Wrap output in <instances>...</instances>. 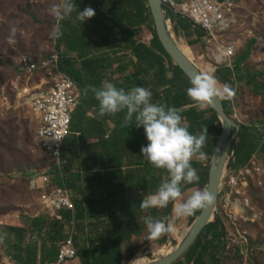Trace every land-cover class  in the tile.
<instances>
[{"label": "crops", "instance_id": "obj_1", "mask_svg": "<svg viewBox=\"0 0 264 264\" xmlns=\"http://www.w3.org/2000/svg\"><path fill=\"white\" fill-rule=\"evenodd\" d=\"M74 2L75 11L59 21L61 34L56 38V46L65 60L66 75L78 87L80 105L64 145L63 158L68 165L63 177L60 171L50 174L55 187L71 191L75 210H63L60 213L63 220L58 221L43 207L36 215H23L1 225L0 254L9 264L57 263L60 246L71 238L76 243L78 257L67 264H128L138 257H162L161 252L174 244L179 245L189 231L193 214L176 218L173 206L170 214H166L167 207L140 209L141 194L154 192L162 179L167 178V173L141 156V146L147 144L143 127L124 126L123 113L99 117L98 102L91 92L84 94L87 86L99 87L105 81L125 90L142 86L151 91L153 102L177 108L191 133L199 134L207 129L201 149L203 157L197 153L191 160L199 179L182 185V198L207 188L201 183L209 171L212 157L209 152L213 149L214 153L222 132L221 121L216 120L214 110L210 106L199 109L186 94L190 84L184 75L157 47L154 48L151 22L143 21L149 15L145 0ZM86 7L93 8L95 15L81 25L76 13ZM238 26L237 20L232 34ZM192 29L202 31L194 26ZM180 33L185 36L184 31ZM188 39L199 40L196 45L202 42L197 33ZM232 41L236 47L232 67H223L233 69L239 63L240 70L236 74L244 80L239 81L234 75L232 86L216 81L222 85V90L227 86L230 98L221 99L230 100L233 106L231 98L238 96L239 86L248 85L255 76L244 67L254 41L246 40L240 50H237L238 41L234 38ZM199 67L210 75L207 67ZM256 96L263 98V95ZM262 155L259 150L250 161L258 163ZM145 216L165 223L172 220L175 231L150 239L143 224ZM214 222L215 218L210 224ZM217 229L224 230L220 244L213 243L212 231H206L199 239V246L192 248L193 245L174 264H219L227 247V236L222 221ZM203 247L209 249L204 251Z\"/></svg>", "mask_w": 264, "mask_h": 264}, {"label": "rangeland", "instance_id": "obj_2", "mask_svg": "<svg viewBox=\"0 0 264 264\" xmlns=\"http://www.w3.org/2000/svg\"><path fill=\"white\" fill-rule=\"evenodd\" d=\"M235 2L239 26L236 33H230V39L238 41L237 50L243 48L246 40L254 41L244 67L264 84V0ZM61 4L62 0H0V226L23 215L39 213L44 193L32 188V180L39 174L58 171L39 144V115L24 101V92L40 90L43 84V89H47L50 86L47 82L53 80L44 71L27 74L19 63L24 57L44 61L58 55L62 60L57 37L52 35L60 27ZM173 34L177 42L191 48L194 61L203 69L207 61L216 66L205 56L204 43L191 46L188 44L191 39L183 33L174 30ZM45 79L49 81L44 83ZM218 86L222 90V85ZM222 97L230 98L229 89ZM231 99L235 120L254 125L264 135V99L254 95L252 86L245 84L239 86L238 96ZM257 162L263 171L247 179L241 196L230 194L228 168L225 170L215 213L223 222L227 236V247L219 264H264V156ZM228 164L229 160L227 167ZM246 200L248 208H242L241 203ZM192 224H188V230ZM144 258L150 263L161 256ZM0 264H9L2 254Z\"/></svg>", "mask_w": 264, "mask_h": 264}, {"label": "clouds", "instance_id": "obj_3", "mask_svg": "<svg viewBox=\"0 0 264 264\" xmlns=\"http://www.w3.org/2000/svg\"><path fill=\"white\" fill-rule=\"evenodd\" d=\"M74 11V0H62L58 8L60 16L68 18ZM94 15L95 10L86 7L78 10L76 20L82 25ZM60 34V28L57 26L52 35L59 37ZM189 84L186 94L200 110L208 107L214 98L228 93L227 86L221 90L216 79L205 73L191 76ZM89 92L98 102L99 117L123 113L124 126L143 127L147 144L141 146V156L153 167L163 169L167 173V178L162 179L154 192L141 194L143 198L139 206L142 211L164 208L171 202L175 217L180 218L190 216L196 210L213 203L214 196L207 189L195 190L187 198H182V185L191 184L199 179L191 160L197 153L203 157L201 149L207 129H203L199 134L191 133L183 123L177 108L153 102L151 91L142 86H133L125 90L105 81L99 87L87 86L84 94L87 95ZM143 224L150 239L175 231L172 220L165 223L164 220L145 216Z\"/></svg>", "mask_w": 264, "mask_h": 264}, {"label": "built area", "instance_id": "obj_4", "mask_svg": "<svg viewBox=\"0 0 264 264\" xmlns=\"http://www.w3.org/2000/svg\"><path fill=\"white\" fill-rule=\"evenodd\" d=\"M167 14L168 27L174 31L178 17L188 19L194 27L204 32L202 43L206 46V57L216 66L232 67L236 47L230 33L237 21V3L234 0H160ZM20 69L30 75L44 71L52 83L49 88L26 93L24 101L31 106L40 118L38 141L45 155L50 158L63 177L68 161L63 158L64 145L71 134L73 117L80 105V94L74 81L60 71V57L54 55L44 61L24 57L19 63ZM233 154L229 157V162ZM261 166L250 161L240 169H227V185L231 195L241 196V190L247 186V179L262 173ZM32 188L42 191L43 207L62 221L63 210H75L71 191L64 187H55L50 172L42 173L32 180ZM227 200V199H226ZM225 200V202H226ZM248 200L241 203L248 208ZM218 216V215H217ZM78 251L73 238L60 246L57 263L67 264L76 260Z\"/></svg>", "mask_w": 264, "mask_h": 264}, {"label": "water", "instance_id": "obj_5", "mask_svg": "<svg viewBox=\"0 0 264 264\" xmlns=\"http://www.w3.org/2000/svg\"><path fill=\"white\" fill-rule=\"evenodd\" d=\"M148 2L156 26V35L172 61L183 71V73L189 79L193 75L204 73L194 60H190L184 54L177 42L174 40L173 31L168 27L167 14L163 11L161 1L148 0ZM209 106L214 110V112H216L222 124L221 136L211 157L208 171L207 190L214 196L213 203L201 209L200 214L193 222L186 236L169 255L162 256L161 258L156 259L149 264L176 263L195 244L203 230L215 218L218 198L221 193V187L224 178L223 175L227 168L230 150L239 132L240 125L231 115L226 112L221 97L214 98Z\"/></svg>", "mask_w": 264, "mask_h": 264}, {"label": "trees", "instance_id": "obj_6", "mask_svg": "<svg viewBox=\"0 0 264 264\" xmlns=\"http://www.w3.org/2000/svg\"><path fill=\"white\" fill-rule=\"evenodd\" d=\"M234 1H240V0H234ZM145 8L148 11V14L145 18H143V21L145 22H151L152 25V33H153V46L154 48L157 47V49L168 58L169 62L172 63L176 69L181 72L185 79L187 80V82L189 83V78L183 73V71L172 61V59L169 57V55L166 53V51L164 50L163 46L161 45L157 35H156V26H155V22H154V18L152 16V12H151V8L149 5L148 0H145ZM192 23L184 18V17H178L177 19V25L175 27L176 32H180L181 30L184 31V34L187 38L191 37V35H193L194 33L198 34V39H201L204 35V32L200 31V30H193L192 29ZM199 40H195V41H189L188 44L191 46H195L197 44ZM251 46V45H250ZM69 66V64H68ZM239 63L235 64V67L233 69L227 68V67H223V66H214L212 65V63H210L209 61H207V69L210 73V75H212L215 79H217L219 82L225 84V85H233V78L234 75L235 77H237V79L239 81L244 80V78L242 76H240L239 74H236L238 70H240L239 68ZM66 65H65V60L62 59L60 61V71L64 74H68V72L66 71ZM249 86L253 87V93L255 95H263V99H264V94H261L259 90L264 91V84L260 83L259 81H257L256 77H253L252 80H249L248 82ZM223 104L224 107L226 109V112L231 115L233 114V106L231 104L230 100H223ZM215 118L216 120L220 123V120L218 118V115L216 114V112H214ZM234 132V130H233ZM216 144V143H215ZM261 144H263V146H260ZM215 146V145H214ZM262 152V154L264 155V135L253 125H241L239 132L235 138V141L232 144L231 150H230V155H232L231 160L228 164V169H233L236 170L239 167L242 168V166L244 167L252 158V156L259 152ZM213 153V149L210 150L209 152V156L211 157ZM208 184V172L205 173V180L201 183L202 186H206ZM172 203L170 202L169 205L167 206L166 209V214H170L171 210H172ZM202 209V208H201ZM201 209L196 210L193 215L190 217V223L192 224L195 219L198 217V215L201 212ZM221 224V219L219 216H215V222L212 224H209L201 233V235L199 236V238L197 239V241L195 242L194 247H198L199 246V239L201 236H203L206 231H212V235H213V243L218 242L219 244L222 242V236L224 234V230L219 232L217 231V227L218 225ZM204 251H207L209 249V247H203Z\"/></svg>", "mask_w": 264, "mask_h": 264}, {"label": "bare ground", "instance_id": "obj_7", "mask_svg": "<svg viewBox=\"0 0 264 264\" xmlns=\"http://www.w3.org/2000/svg\"><path fill=\"white\" fill-rule=\"evenodd\" d=\"M173 38H174V34H173ZM175 40V39H174ZM176 41V40H175ZM177 42V41H176ZM177 44L179 45L180 49L184 52V54L190 59V60H194V53L193 51L191 50V48L189 46H187L184 42H177ZM205 72V71H204ZM206 74V72H205ZM30 91H26L24 92L25 94L26 93H29ZM23 94L20 95V98L23 99ZM20 99V100H21ZM224 177V175H223ZM182 239V238H181ZM173 251V249H168V250H164L163 252H161V255L162 256H167L169 255L171 252ZM156 255H154L155 257ZM129 264H149L147 262V259L144 258V257H138L136 261H133V262H130Z\"/></svg>", "mask_w": 264, "mask_h": 264}]
</instances>
